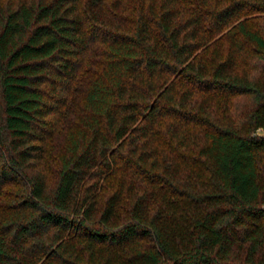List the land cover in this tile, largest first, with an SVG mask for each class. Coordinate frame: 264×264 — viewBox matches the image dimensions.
<instances>
[{
    "label": "trees",
    "instance_id": "trees-1",
    "mask_svg": "<svg viewBox=\"0 0 264 264\" xmlns=\"http://www.w3.org/2000/svg\"><path fill=\"white\" fill-rule=\"evenodd\" d=\"M0 264H264V0H0Z\"/></svg>",
    "mask_w": 264,
    "mask_h": 264
},
{
    "label": "rangeland",
    "instance_id": "rangeland-1",
    "mask_svg": "<svg viewBox=\"0 0 264 264\" xmlns=\"http://www.w3.org/2000/svg\"><path fill=\"white\" fill-rule=\"evenodd\" d=\"M250 105V101L246 96H237L231 99V104H227L229 107L228 115L230 117H236L241 122L245 121L246 113L248 111ZM224 106V105H223ZM228 111V110H227ZM223 116H227V114H223ZM259 133H263L262 130H258Z\"/></svg>",
    "mask_w": 264,
    "mask_h": 264
}]
</instances>
